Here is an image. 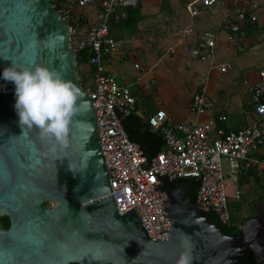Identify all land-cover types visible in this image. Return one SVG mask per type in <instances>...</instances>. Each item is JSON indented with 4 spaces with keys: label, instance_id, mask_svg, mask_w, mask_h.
Here are the masks:
<instances>
[{
    "label": "water",
    "instance_id": "1",
    "mask_svg": "<svg viewBox=\"0 0 264 264\" xmlns=\"http://www.w3.org/2000/svg\"><path fill=\"white\" fill-rule=\"evenodd\" d=\"M70 24L51 0H0V264H236L248 251L264 263V212L255 210L226 234L204 215L180 178L155 173L167 199L168 238L153 240L133 208L119 212L109 184L96 112L79 83ZM47 66L79 88L83 102L69 123L67 142L24 130L14 107V84L2 77L11 63Z\"/></svg>",
    "mask_w": 264,
    "mask_h": 264
},
{
    "label": "built area",
    "instance_id": "2",
    "mask_svg": "<svg viewBox=\"0 0 264 264\" xmlns=\"http://www.w3.org/2000/svg\"><path fill=\"white\" fill-rule=\"evenodd\" d=\"M78 12L70 8H60L58 13L65 21L71 20L70 44L77 50H91L89 64L94 67L93 83L87 88L96 112L99 141L109 172V184L119 212L131 208L138 212L143 228L153 240L168 238L165 231L171 220L163 216L167 213L158 207L167 199L164 191L158 192L153 186L159 184L155 175L162 178H195L198 181L196 202L202 212H213L218 222L230 223L227 195L223 182L221 159L227 161L233 180L241 167L255 166L264 169V160L253 153L264 146V68L260 71L262 81L248 87L256 118L247 126L236 131L224 132L221 128L212 137L213 120L209 124L198 122L172 123L165 110L159 109L149 116L152 127L161 128L166 147L155 155L147 157L138 143L131 140L122 125V118L135 109L136 99L130 89L119 84L114 76L105 72L103 57L121 48V42L110 35L108 20L116 7H132L140 0H73ZM220 0H199L203 6H211ZM90 7H95L91 9ZM192 16L198 7L188 6ZM257 4L250 10L239 9L234 15L226 14L222 27L229 31L228 39L239 42L237 32L239 22H254ZM68 22V21H67ZM177 38L192 33L188 25L173 27ZM214 39L204 34L190 47L196 58L210 57ZM137 66V65H136ZM222 71L226 69L221 66ZM214 107V101L202 91L195 92L189 102V110L202 114ZM219 116L218 119H224Z\"/></svg>",
    "mask_w": 264,
    "mask_h": 264
},
{
    "label": "crops",
    "instance_id": "3",
    "mask_svg": "<svg viewBox=\"0 0 264 264\" xmlns=\"http://www.w3.org/2000/svg\"><path fill=\"white\" fill-rule=\"evenodd\" d=\"M61 3L59 2L60 8H70L73 13L78 12V8L73 0H64V2ZM253 3L257 4L255 10L257 19L254 22H239L240 30L237 34L239 35L240 40L237 43L230 41L228 39L229 31L222 27L225 15L227 13L234 15V12L239 9H246L249 11ZM189 5L197 6V3L195 0H140L138 5L132 6L133 8L129 10L130 18L127 22H124L126 26H129L128 28L111 27V34L121 42V48L113 54L108 55L104 60L105 70L108 75L114 76L112 73L113 69L118 70L120 75L125 72L126 70L123 63H125L126 59H129L132 61V70L141 73L139 77L140 80H143L146 77V80L149 81L151 87L145 89L143 94L150 96L153 92L157 91L156 82L160 78L171 74L173 68L181 69L182 72L189 71L190 73L199 76L201 84L199 83L197 86L192 85L194 93L202 91L214 101V107L211 110H208L203 114H192L194 117H192L189 122H185L187 116L184 113H181L179 117H175L174 121L172 119L173 115L171 111L165 109L163 104L159 102L153 103L150 108H144L143 103H141L142 105L139 104V102H142V98H139L138 95L139 92L142 93V89L139 91L140 88H138V90L130 88L132 95L136 99V110L134 113L140 119L136 126L137 128L134 129L132 126V130L137 137L145 140V148H147L150 154L157 150H155V147L152 144L154 139H152L150 134L145 131V128L147 129L148 127L151 133L158 131L157 129L162 132L161 128L152 127L151 125H148L147 121L149 116L159 109L165 110L167 118L170 119L172 123L198 122L209 124L211 120H213L212 129L210 131L212 137L217 135V130L220 128L224 132L236 131L247 126L254 118H256L251 93L248 87L263 80L260 76V71L264 68V65L260 67H255L252 63L247 66L240 65L238 66V70L236 69V71L232 73V75H240V80H243V86H245L247 90H244V100H242L245 111L242 116L236 117L235 115L230 119L225 110L226 107L230 106V101L223 100L224 92L220 85L216 83V76L219 72H227L232 65L228 63V61H222L219 63L221 65L218 68L216 67V64L213 67L210 65L208 68L206 67L201 70L198 63L199 59L192 55L190 47L193 44H196L202 35L213 32L211 34L214 38L210 35L214 39V45L210 49V58L212 56H224L229 58L230 55H232L238 60H241L242 53L245 52V43L252 40L259 41L258 33L261 32V35L264 34V0H220L215 3V5L213 4L215 8L211 9L210 7H204L201 8V10L198 9V13L195 16L191 15L188 8ZM90 8L95 9V7ZM126 8L129 9L131 6L121 7L116 10L115 20L125 17L124 9ZM126 12H128V10H126ZM259 22H261V30L258 29ZM186 25L194 28L192 34L190 33L189 35L177 38L172 32L173 27L181 28ZM128 32L135 33V38L137 39L138 44L134 46V48L136 50L137 47L138 50L144 54L146 62H144L142 58L141 60L139 58L140 56L138 57L137 50L132 52L129 47H126L123 38H125V35L128 34ZM119 35L122 36L120 37ZM136 65L138 66L136 67ZM221 66H225L226 69L222 71L220 69ZM89 69V66L86 65L83 70L85 74L89 72ZM207 83L212 86L210 93L205 89ZM91 85L92 81L88 86ZM138 86H141V84ZM192 95L189 97L186 107H188ZM219 116H224L225 118L218 119ZM164 147H166V143ZM260 203L262 202H258L255 206Z\"/></svg>",
    "mask_w": 264,
    "mask_h": 264
},
{
    "label": "rangeland",
    "instance_id": "4",
    "mask_svg": "<svg viewBox=\"0 0 264 264\" xmlns=\"http://www.w3.org/2000/svg\"><path fill=\"white\" fill-rule=\"evenodd\" d=\"M195 1L197 3L198 9L200 10L204 7H210L211 9L215 8V4L211 6H202L199 4V0ZM260 23L261 22L258 23L259 30H261ZM193 30L194 28L192 27V32ZM211 33L210 35L213 37ZM258 38L259 41L252 40L245 43V52L242 53L241 60H238L232 55H230L229 58H226L224 56H212L211 58L204 57L201 59L198 58L199 68L201 70L205 69L206 67L208 68V66L210 65L211 67H213L216 64V67L218 68L221 65L219 63L222 61H228V63L232 65V67L229 68L227 72H219L216 76V83L220 85L224 92L223 100L225 99L230 101V106L225 108L230 119H232V117H234L235 115L236 117L242 116L243 112L245 111L244 105L242 104V100H244V90H247L246 87L243 86V80H240V75H232V73L236 71V69L238 70V66L240 65L247 66L250 63H252V65L255 67H260L264 65V34L261 35V32L258 33ZM123 41L126 44V47H129L132 52H135L137 50L138 57L140 56L139 58H142L144 62H146L144 54L139 51L137 47L136 50L134 48V46L138 44L137 39L135 38V33L128 32V34L125 35V38H123ZM123 65L126 71L123 72L121 75L118 70L114 69L112 70V73L114 74L116 81L119 84L125 85L129 89L132 88L134 90H138V88H140L139 91H141L142 89V93L139 92L138 95L139 98H142V102H139V104L142 105L141 103H143L144 108H150L153 103L159 102L163 104L165 109H169L171 111L173 115V118H171L173 120L175 119V117H179L181 113H184L187 116L185 122H189L192 117H194V115H192L194 113H191L189 110V103L188 107H186V105L189 100V97L194 93L192 85L197 86L201 82L199 76L192 74L189 71L182 72L181 69L173 68L171 70V74L167 75L166 77L160 78L156 82V90L158 92L156 91L153 92L152 95L146 96L143 93L145 89L151 87L149 81L146 80V77L145 79L140 80L139 77L141 73L132 70V61H130L129 59H126ZM87 79L88 82L84 83L85 87H88V84L92 81V77L88 76ZM139 84H141V86H138ZM205 89L208 93H210L212 86L207 83ZM221 169L223 175V182L225 185V192L227 195L228 211L230 214L231 222L238 225L241 224L243 220L245 222L247 220L245 218L249 215L252 216V214L255 213L256 208L259 209V211L262 210L261 212L263 213L264 201H260V196L263 193V189L260 186L261 182L258 183L255 182L253 179H250L247 183H244L243 185H238V183L233 180V177L235 178L236 174L230 171L227 161H225L224 158L221 159ZM258 202H262L260 203L261 205L258 204L260 206H255Z\"/></svg>",
    "mask_w": 264,
    "mask_h": 264
},
{
    "label": "clouds",
    "instance_id": "5",
    "mask_svg": "<svg viewBox=\"0 0 264 264\" xmlns=\"http://www.w3.org/2000/svg\"><path fill=\"white\" fill-rule=\"evenodd\" d=\"M2 77L15 86L14 107L21 128H36L41 138L65 144L69 123L78 102H83L76 84L39 64L30 68L12 62L3 69ZM177 264H189V257L182 254Z\"/></svg>",
    "mask_w": 264,
    "mask_h": 264
},
{
    "label": "trees",
    "instance_id": "6",
    "mask_svg": "<svg viewBox=\"0 0 264 264\" xmlns=\"http://www.w3.org/2000/svg\"><path fill=\"white\" fill-rule=\"evenodd\" d=\"M54 8L59 11L60 6H59V2H64V0H51ZM62 4V3H61ZM121 6L116 7V10L120 9ZM133 7L129 8V9H124L125 11V17H121L119 20H115V13L117 12L116 10L111 14V16L109 17L108 20V27H109V32L110 35L111 34V27H124V29L128 28L129 26H126L124 24V22L128 21L130 18L129 15V10H131ZM126 10H128V12H126ZM69 22V24L71 26H73V24L71 23V20H67ZM249 22V21H248ZM92 51L87 49V50H77L76 51V69L78 71V75H79V83L81 84L82 87L84 88H88L85 87L84 83L88 82V76L92 77V83H93V70L94 67L89 64V59L91 56ZM89 66V72L85 74V72L83 71L85 66ZM83 66V67H82ZM137 120V121H136ZM140 121V119L136 116V114L134 112H131L130 114H128L126 117H124L122 119V125L124 127V129L128 132V135L130 137L131 140L135 141L136 143L139 144V146L142 148L144 154H146L147 157H151L153 156L157 151L161 150L164 146H165V140L163 138V134L162 132L157 129L158 131L151 133V131L145 128V131L148 132L151 136L152 139H154V142L152 143L153 146L155 147V150H157L154 153H149L146 145H145V140H143L140 137H137L136 134L133 132L132 130V126L133 128H137V124ZM148 121V120H147ZM148 125L149 122H148ZM147 126V125H145ZM150 131V132H149ZM253 155L257 156L258 158L264 160V146H261L258 150H256ZM250 179H253L255 182H258L261 186V188L263 189V193L260 196V201H264V169L262 170H258L255 166H249L247 168L241 167L239 172L237 173V183L238 185H243L244 183H247ZM165 183L167 185H171L174 186L175 182L172 180H169L168 178L164 179ZM180 182L183 184L184 187H186L187 189V194L188 196L191 198V200L193 202L196 201V192H197V187H198V181L195 178H191V177H186V178H180ZM204 215L208 216V218L210 220H216L217 216L215 213L213 212H203ZM253 215V214H252ZM251 216V215H249ZM248 216V217H249ZM248 217H246L245 219H247ZM1 220L3 221V225L5 227L9 226V220L7 216H3L1 218ZM244 222V220L241 222V224ZM226 234L229 235H235L236 232H238L239 234L241 233V231L239 230L238 224L232 223L231 222V218H230V223L229 224H223L220 223ZM236 264H264L262 263H257L256 262V258L254 256V253L251 251H248L247 254L245 256L242 257H238L236 260Z\"/></svg>",
    "mask_w": 264,
    "mask_h": 264
},
{
    "label": "bare ground",
    "instance_id": "7",
    "mask_svg": "<svg viewBox=\"0 0 264 264\" xmlns=\"http://www.w3.org/2000/svg\"><path fill=\"white\" fill-rule=\"evenodd\" d=\"M107 56H108V55H105V56L103 57V65H104V60H105V58H106ZM137 66H138V65H137ZM137 66H136V67H137ZM104 68H105V65H104ZM105 72H106V70H105ZM106 73H107V72H106ZM135 110H136V104H135V109H134L132 112H135ZM130 113H131V112H130ZM130 113H129V114H130ZM125 117H126V116H125ZM123 118H124V117H123ZM123 118H122V119H123ZM100 146H101V145H100ZM101 150H102V149H101ZM103 156H104V155H103Z\"/></svg>",
    "mask_w": 264,
    "mask_h": 264
},
{
    "label": "flooded vegetation",
    "instance_id": "8",
    "mask_svg": "<svg viewBox=\"0 0 264 264\" xmlns=\"http://www.w3.org/2000/svg\"><path fill=\"white\" fill-rule=\"evenodd\" d=\"M2 217H3V216H2ZM2 217H1V218H2ZM1 218H0V219H1ZM1 222L3 223V221H2V220H1ZM240 225H241V224H240ZM240 225H238V227H240ZM4 227H5V226H4ZM239 230H240V229H239ZM235 234H239V233H238V232H236Z\"/></svg>",
    "mask_w": 264,
    "mask_h": 264
}]
</instances>
